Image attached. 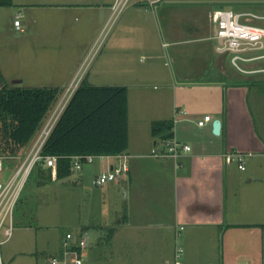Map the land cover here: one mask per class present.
Listing matches in <instances>:
<instances>
[{"label":"crops","instance_id":"1","mask_svg":"<svg viewBox=\"0 0 264 264\" xmlns=\"http://www.w3.org/2000/svg\"><path fill=\"white\" fill-rule=\"evenodd\" d=\"M117 1L11 0L9 4L19 5L34 23L36 14L54 12L58 30L63 32H70L68 22L75 14L84 15V25L95 19L94 14L117 15L124 10L126 21L111 41L108 54L126 75L128 64L145 51L149 61L141 71H135L139 79L151 78L156 73L152 60L159 53L158 33L156 37L154 30H159L160 11L168 34L173 37L172 43L202 42L212 47L206 45L207 65L200 74L179 69L178 85L169 81L151 96L148 122H137L134 129L128 122V146L123 152L127 171L114 180L96 184V177L122 158L96 156L85 164V172L94 173L91 184L102 185L104 198L108 194L112 197L119 189L124 201L118 206L111 199L113 205L110 203L107 209L113 212L111 220L103 216L79 227L77 235L92 232L95 242V246L88 242L87 235L83 254L87 248L97 246L103 247L109 260L120 264H173L180 239L184 249L182 264H264V86L257 93L252 91L256 108L263 104L260 122H256L248 101L250 86L264 82V61H260L264 56L255 54L258 57L241 61L237 69L244 75L237 76L230 73L224 56L217 55V47L214 49L211 44L216 33L213 4L230 3L239 12L260 16L264 15V0H126L116 11ZM175 3L202 4L196 8L189 4L188 8L179 6L177 11ZM175 15L181 22L179 27H175ZM50 77L43 86L62 87L70 84L73 75L66 77L63 71ZM21 82L20 77L12 81ZM205 103L214 106L205 109ZM175 108L186 113L179 114V120L172 124L171 137L188 144L190 149L177 156H155L152 148L162 150L167 138H162L163 132L153 134L151 123L172 122ZM204 114L221 120L219 134L212 130L213 120L202 126L197 123ZM232 151L247 157L243 169L238 163L231 164L235 160L224 158ZM80 176L83 179L82 173Z\"/></svg>","mask_w":264,"mask_h":264},{"label":"rangeland","instance_id":"2","mask_svg":"<svg viewBox=\"0 0 264 264\" xmlns=\"http://www.w3.org/2000/svg\"><path fill=\"white\" fill-rule=\"evenodd\" d=\"M188 4L175 3L173 6H176L178 11L179 6L192 5L193 8H196L200 7L202 3ZM222 5L234 8L230 3L213 4L211 7L216 8ZM17 15L23 30L17 29L13 23ZM125 15L124 10L117 15H110V12L94 14L95 19L91 23L81 25L85 21L84 15L75 14L68 22L70 32H63L58 30V19L54 12L46 15L36 14L34 23L26 18L19 5H0V84H14L12 83L13 78L20 77L22 78L20 85L41 86L49 82L50 75L56 72L65 71L66 77L73 75L70 84L60 86L57 103L47 114L41 128L35 132L24 147L21 153L22 158L31 150L53 112L60 108L69 93L68 88L71 84L78 85L82 80H86L93 85L126 86L128 122H130L131 129H134L137 122H148L147 119L151 117V113L148 112V107L151 108L152 104L151 96L167 85L169 81L170 84L178 85L179 69L198 75L207 65L205 61L208 54H204L207 52L209 44L195 42L177 45L172 43L173 37L168 34V28L160 11L157 22L161 32L154 30L156 37V32L158 33L159 45L157 48L159 53L152 60L156 73L146 79L135 77V71H141L140 69L144 68L149 61L145 51L135 56L134 61L128 64L129 69L126 75L120 72L117 68L119 67L118 63L114 62L108 54V50L120 25L126 21ZM249 17L254 23L264 24L263 18ZM175 19V27H179L181 22L176 15ZM159 33H162L163 37ZM211 42L214 49L215 47L218 49L220 44L216 36H213ZM216 50L217 55L224 56L231 74L244 75L232 64L231 52ZM263 53L264 47L251 52L250 55ZM260 61H264V59ZM239 63H241L240 60ZM189 66H191L190 69ZM175 74L177 78L174 80ZM192 86L195 84L193 83ZM263 86L262 80L257 81L256 85L250 86L248 101L256 122H260L259 111L262 110L263 104L256 108L255 96L252 91L257 93ZM213 106L205 103L203 108L211 110ZM246 158L245 161L248 160ZM17 163V159L3 160L4 167L14 168ZM236 163L237 161L231 162L233 165ZM85 164L87 163H84L79 169H75L70 176L59 179H53L51 168L41 161L34 165L14 208L13 233L9 239L0 244V264H51L50 257L60 251L66 232L71 231L76 236L80 233L77 231L79 227L88 225L90 220L94 221L103 218V216L108 221L113 218V212H108L107 209L111 207L109 206L112 202L111 199L118 206L122 204L124 201L122 193L117 189V193L112 197L108 194L104 198L102 185L96 187L91 184L94 173L93 171L86 173L87 165ZM80 173L83 174V179L80 178ZM86 234L88 242H92L91 244L95 246L92 232H86ZM0 238L3 239L4 236L1 234ZM178 244L183 247L182 240L179 239ZM90 248H87L83 254L84 264H120L109 260L102 252L103 247ZM90 250H92L91 253ZM181 260L183 261V255Z\"/></svg>","mask_w":264,"mask_h":264},{"label":"trees","instance_id":"3","mask_svg":"<svg viewBox=\"0 0 264 264\" xmlns=\"http://www.w3.org/2000/svg\"><path fill=\"white\" fill-rule=\"evenodd\" d=\"M10 3L11 0H0V5ZM59 96V86L1 83L0 155L21 154ZM127 96L124 85H93L82 80L76 86L41 151L58 156L56 178L72 173L73 155H115L127 149ZM172 127L169 120L151 123L152 133L163 132L164 139L172 136Z\"/></svg>","mask_w":264,"mask_h":264},{"label":"built area","instance_id":"4","mask_svg":"<svg viewBox=\"0 0 264 264\" xmlns=\"http://www.w3.org/2000/svg\"><path fill=\"white\" fill-rule=\"evenodd\" d=\"M126 0H118L114 4L116 11L120 10V7L124 5ZM248 16H254L257 18H263L264 15H255L249 12H239L233 8L217 7L213 10L212 19L215 24L216 33L215 36L220 40L218 50L221 52H231V62L236 67L240 68L239 60L246 61L258 56H264V54L254 56L250 55L251 52L262 49L264 47V24H258L248 19ZM14 25L17 28H21L18 15L13 20ZM77 84H71L69 93L65 100L61 103L58 110H55L49 120L45 123L40 135L38 136L33 147L22 158L21 154L17 155H0V235L4 236L0 238V244L10 238L14 228L13 212L23 186L32 170L34 165L42 160L43 163L50 167L52 170V176H56L57 157L52 154H42L43 144L48 137L52 127L54 126L58 116L67 103L69 97L73 93ZM186 111L180 108H175L174 116L172 118V124L179 120V114H185ZM213 118L210 114H204L197 123L204 125ZM164 148L158 150L152 148L151 153L155 156H177L182 151L190 149L188 144L182 143L175 138H167L163 142ZM117 157L122 158L117 165L102 171L96 177V184H103L108 181L118 178L123 172L128 170V165L123 158L126 154H115ZM103 155L94 154H76L71 156L72 168L79 169L84 163L91 162L94 157ZM226 160H235L238 163L239 168H244L245 154L239 151L228 152L224 155ZM4 159H17L18 163L14 168H10L3 165ZM6 171L8 174L6 175ZM180 228H183L181 225ZM85 233V234H84ZM81 235H74L72 232H68L64 238L63 246L60 251L50 257L51 264H84L83 249L87 243V234L84 232ZM179 230L176 232V236H179ZM183 247L176 244L173 264H182Z\"/></svg>","mask_w":264,"mask_h":264},{"label":"water","instance_id":"5","mask_svg":"<svg viewBox=\"0 0 264 264\" xmlns=\"http://www.w3.org/2000/svg\"><path fill=\"white\" fill-rule=\"evenodd\" d=\"M216 31V28H215ZM212 130L215 134H219L220 129H221V120L218 118H215L212 123ZM8 174V171H6V175Z\"/></svg>","mask_w":264,"mask_h":264}]
</instances>
